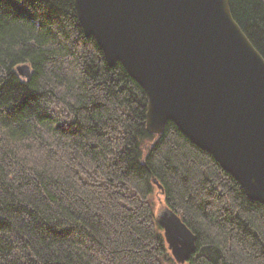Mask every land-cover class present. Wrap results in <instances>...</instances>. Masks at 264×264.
<instances>
[{"label":"trees","instance_id":"16d2710c","mask_svg":"<svg viewBox=\"0 0 264 264\" xmlns=\"http://www.w3.org/2000/svg\"><path fill=\"white\" fill-rule=\"evenodd\" d=\"M230 8L264 58V0ZM147 110L75 0H0V264H178L163 206L197 237L185 264H264V203Z\"/></svg>","mask_w":264,"mask_h":264},{"label":"water","instance_id":"95a60500","mask_svg":"<svg viewBox=\"0 0 264 264\" xmlns=\"http://www.w3.org/2000/svg\"><path fill=\"white\" fill-rule=\"evenodd\" d=\"M75 5L109 64L121 62L144 88L148 128L159 132L173 121L250 199L264 203V58L234 19L230 0ZM17 72L29 78L31 65L21 63ZM157 218L177 263L189 261L196 235L169 206Z\"/></svg>","mask_w":264,"mask_h":264}]
</instances>
